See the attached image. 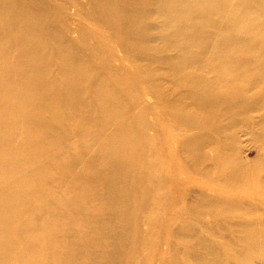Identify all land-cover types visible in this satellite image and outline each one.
<instances>
[{"label": "bare ground", "instance_id": "1", "mask_svg": "<svg viewBox=\"0 0 264 264\" xmlns=\"http://www.w3.org/2000/svg\"><path fill=\"white\" fill-rule=\"evenodd\" d=\"M87 2L84 16L77 5L72 12L81 41L86 32L98 43L134 40L145 70L123 77L112 54L96 64L75 51L76 41L54 32L66 7L0 0V264H128L136 255L137 264H264L263 167L225 156L220 178L195 182L170 147L156 148L150 165L149 144H140L146 112L137 110L140 94L131 90L139 79L146 88L136 86L148 90L146 80L159 76L150 65L157 61L181 80L189 108L206 123L232 110L260 112L250 135L254 161H262L264 0H131L129 8ZM199 58L207 60L210 79L187 72ZM183 104L173 98L161 105L166 114L157 120L183 123ZM149 171L165 178L154 184L166 192L153 206ZM192 182L197 200L187 204Z\"/></svg>", "mask_w": 264, "mask_h": 264}, {"label": "rangeland", "instance_id": "2", "mask_svg": "<svg viewBox=\"0 0 264 264\" xmlns=\"http://www.w3.org/2000/svg\"><path fill=\"white\" fill-rule=\"evenodd\" d=\"M51 1L53 4L50 3L49 7L52 10L53 8H55V6L58 9H61L62 6L69 9V11H67L65 14H63L62 9L58 11L59 13L57 14L60 15V23H56L54 32H57L58 34L63 36L64 40L70 39L76 41L75 51H81L85 57H91L92 59H94V63L96 64L101 63L100 58L102 56L105 57L110 56L112 54L113 58H115V60L112 61V66L114 68H116L117 66L122 68L121 74L123 75V77L125 76L123 72L134 71V68H139L138 70L146 69L145 66L146 64H148V62L142 58H138L139 56L136 53L138 45L134 40H132L133 42H130V40H125V43L122 45L117 41L108 42L106 40L102 42L99 41L98 43L96 41H91L90 33L86 32L85 38L87 43L85 41H81L82 38L80 36V32L77 31L79 21L77 20V17L73 14L75 12L74 5L78 6V9H80L84 16L90 9L87 0ZM116 1H119L120 3L123 2L125 8L126 5H128V8L130 7L129 3L131 2V0ZM252 2L250 1L249 5L252 7L256 6V3ZM130 10L131 9H129L128 11ZM47 16L49 17L48 19L56 22V13L54 11H52V13L51 11H49ZM65 23H67L69 26L68 30L66 32H63L61 25L64 26ZM84 24L90 25L87 22H84ZM150 45L152 47L157 46L158 42H152L150 43ZM95 52L96 55H94ZM142 54L143 53H141V55ZM206 61L207 60L205 58H199L198 61L193 66H191L189 70H187V72L191 74L196 72L195 74L202 76V78L210 79L211 75L209 73L210 71L205 65ZM150 65L151 69L154 70V72L157 71L159 76L146 80L148 90H146L145 92L141 91L138 88V86L146 88L144 86L145 83L141 79L137 80V82H135L131 86L132 91L138 92L140 94L139 96H137V98L139 99L138 101L140 102V105L137 110L140 109L141 111L143 110L144 112H146L145 121L148 125V130L146 131L147 136L146 139H142L140 143L142 144V146H146L148 143L150 147L144 159L146 162L152 165L156 148L170 147L175 154V161L186 168L189 173V176L195 182H205L220 178L221 174L218 172L217 165L223 164V159L226 158L225 156H230L238 161L239 159H246L251 162L249 165L251 166V168L261 166L264 169V159L258 163L254 161L256 158L255 153L257 149L256 144L251 142L252 135H250L251 133H257V127L253 124L255 123V120L257 121L260 117V112L254 111L253 109H248L246 111L232 110L227 114L222 113L220 117H217L206 123L202 120L201 117L193 113L191 108H189L191 105L190 102L187 100V94L180 88L182 86L181 80H178L179 78L171 79L169 77L171 75L166 73L167 67L157 63V61H154ZM109 81L111 83L113 82V80L111 79H109ZM136 83L138 84V86H136ZM253 91L257 90L254 89ZM253 91L252 93L248 94V97L251 98L253 96ZM135 92L134 94H136ZM126 96L127 97H125V99L127 102H129L128 94H126ZM173 98H180L182 103H184V107L187 106L188 108L185 114L186 118H183V120L180 119L181 121H183V123L178 121V118L175 117H173L174 119L172 118V121L170 120V122L169 120H157V118H160L162 117V115L166 114V111L163 110L161 105L168 104L171 99L173 100ZM178 112V110L173 109L171 110V115L174 116ZM191 124H193L194 126H199V128L191 126H189L190 128H188V126H186ZM205 124H207L206 130L203 131L202 126H205ZM212 142H214V144H210ZM208 143L209 145L206 147V144ZM214 146H216L217 149L220 150V153L222 152L220 158L214 152ZM163 158L165 159L163 160V163H165V155H163ZM229 167L232 169L235 166L230 165L228 166V168ZM58 179H60L59 176L52 177V181L55 183L59 181ZM145 180L146 184H149L148 186H145L149 188L148 197L150 201L148 202L151 206H153V203H155L154 200L157 198V193L160 195L161 193L164 194L166 192V188L164 186H161L158 191L154 190V184H158L160 180H165V178L161 177L159 173L156 174L153 171H149L146 172ZM258 181L259 183L264 181V171L262 174H260V178L258 179ZM195 182L191 183L186 193L185 200L187 204L195 203L197 200V183ZM55 183H53L52 185L55 186ZM66 196H71V194L67 192ZM161 205H164L162 200ZM162 208L163 210L167 209L168 204L167 206H164ZM148 210L149 209L144 212L145 215L148 213ZM78 211L80 212L81 216L84 215V212L81 211V208L78 209ZM144 213L141 214L142 217H144ZM179 218V222H186L185 219L187 218V215L180 214ZM199 219H201L204 224H209L211 221L210 218H203L200 216ZM193 225L197 230L201 229V226L199 224L194 222ZM145 228V226L142 227V229ZM82 232L86 233L87 229L82 228ZM80 243L81 242H79V244ZM136 260L137 255L130 256L127 262L128 264H137ZM191 263L192 262H190V264Z\"/></svg>", "mask_w": 264, "mask_h": 264}]
</instances>
